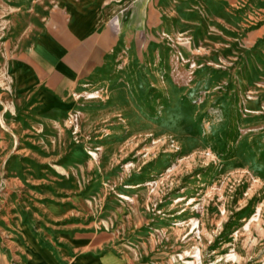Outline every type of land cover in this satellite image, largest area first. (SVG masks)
<instances>
[{
  "label": "rangeland",
  "instance_id": "1",
  "mask_svg": "<svg viewBox=\"0 0 264 264\" xmlns=\"http://www.w3.org/2000/svg\"><path fill=\"white\" fill-rule=\"evenodd\" d=\"M152 1L54 114L9 64L55 0H0V264H264V0Z\"/></svg>",
  "mask_w": 264,
  "mask_h": 264
},
{
  "label": "crops",
  "instance_id": "2",
  "mask_svg": "<svg viewBox=\"0 0 264 264\" xmlns=\"http://www.w3.org/2000/svg\"><path fill=\"white\" fill-rule=\"evenodd\" d=\"M136 1L55 0L32 41L9 64H15L19 76L12 82L14 88L25 96H34L43 113L69 111L74 95L82 93L124 45L119 14ZM148 3L152 5L153 1ZM133 13L126 30L134 28ZM15 241L19 264L25 257ZM92 259L96 264H123L109 255Z\"/></svg>",
  "mask_w": 264,
  "mask_h": 264
}]
</instances>
